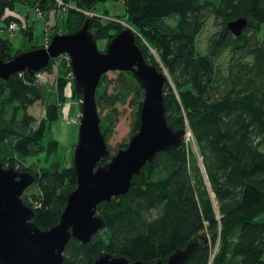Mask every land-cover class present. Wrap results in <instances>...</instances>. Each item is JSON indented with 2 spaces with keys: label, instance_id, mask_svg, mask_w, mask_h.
<instances>
[{
  "label": "trees",
  "instance_id": "obj_1",
  "mask_svg": "<svg viewBox=\"0 0 264 264\" xmlns=\"http://www.w3.org/2000/svg\"><path fill=\"white\" fill-rule=\"evenodd\" d=\"M105 1L117 0H0V60L22 51L12 53L9 38L1 35L9 23L20 25L29 40L33 37L18 5L40 11L45 21L50 12H60L62 29L54 23L48 41L54 33H73L86 23L92 38L105 40L106 47L125 22L145 59L166 75L162 91L168 126L189 128L194 144L182 137L178 146L157 152L133 175L125 194L99 203L103 227L86 243L70 237L63 264H93L102 252L165 262L189 241L196 249L182 264H264V0H122V15L105 8L96 13L97 4ZM238 17L246 25L236 36L227 22ZM209 19L215 31L201 53L197 37ZM223 55L225 68L216 63ZM57 59L40 72L51 73ZM64 67L59 66L55 102L48 101L50 92L34 74L22 71L0 79V162L34 175L21 199L34 209L32 221L40 229L58 222L77 183L72 159L64 163L52 135L66 87L73 98H82L73 78L66 77L70 66ZM115 74H103L95 92L108 149L97 165L127 145L119 143L114 151L107 143L118 121L117 104L131 97L136 105L130 137L139 127L143 89L130 71ZM36 101L45 112L40 119L28 112ZM40 155L45 164L27 163ZM30 187L36 191L27 193Z\"/></svg>",
  "mask_w": 264,
  "mask_h": 264
},
{
  "label": "water",
  "instance_id": "obj_2",
  "mask_svg": "<svg viewBox=\"0 0 264 264\" xmlns=\"http://www.w3.org/2000/svg\"><path fill=\"white\" fill-rule=\"evenodd\" d=\"M245 25L244 17L227 22L236 36ZM135 34L125 24L101 51L85 23L73 33H54L47 46L20 51L8 61L0 60V79H8L22 71L33 75L51 59L67 53L75 88L82 93L78 137L72 158L77 183L68 194L55 225L40 229L32 221L34 209L21 199L23 191L34 182V175L30 171L5 167L0 162V264H63V250L70 237L86 243L103 227L97 205L125 194L133 175L138 174L157 152L180 144L185 131H173L164 115L162 89L166 75L145 59L135 42ZM108 71H130L144 96L138 130L108 162L97 165L108 154V149L100 130L95 92L101 76ZM195 249L196 243L189 241L165 262L128 260L123 255L102 252L93 264H182Z\"/></svg>",
  "mask_w": 264,
  "mask_h": 264
},
{
  "label": "rangeland",
  "instance_id": "obj_3",
  "mask_svg": "<svg viewBox=\"0 0 264 264\" xmlns=\"http://www.w3.org/2000/svg\"><path fill=\"white\" fill-rule=\"evenodd\" d=\"M107 9L109 14L113 15H122L124 12V7L122 4V0H117L115 2L112 1H105V2H99L96 6V13L103 12V9ZM22 15L26 16L23 17V20H29L30 15L27 13H24L25 11H21ZM34 19L40 18L42 16H37L36 12L33 14ZM55 20L53 21L51 17H48L47 19L50 20V25L47 27L48 29H52L53 23H56L58 28L62 29V15H55ZM176 19V17H173ZM41 20H38L35 22V25L32 26L33 29V37L31 40H29L24 34L20 31L21 27L18 25L16 28H14L12 31L8 30V28L1 32V35L3 37L9 38L11 42V51L14 53L16 50H27L29 49L31 45H37L42 42L43 36L40 33V29L38 28L37 23H39ZM168 21L172 22L171 19H168ZM175 23V21H174ZM28 24V21H27ZM124 24H126L124 22ZM128 25V24H126ZM49 29V30H50ZM213 31H215V27L213 26L212 19H209L206 23V26L204 29L199 33L197 37V46L198 49L201 51V53L205 52V45L207 38L209 34H211ZM45 32V30H44ZM59 33V32H58ZM45 40L49 39V34H45ZM106 41L105 40H99L97 41V47L99 50H104ZM29 47V48H28ZM58 59L55 61L51 73L43 72L42 76L43 78L39 81V83L44 84L46 89L50 92V95L48 97L49 102H55L56 101V94H55V85H56V78L58 73L60 72L59 66L61 64H64L65 67L69 66L64 61L61 60V57H57ZM220 64L223 68H225L227 64V55L221 56L217 62ZM64 67V68H65ZM117 71H108L105 73L108 78H114L115 73ZM70 72L66 74V77L68 79L72 78L70 75ZM66 96L65 100L63 101V104L60 108V116L59 118L53 123L52 125V135L58 140L59 142V148L57 154L59 157L64 161L66 164H70L72 159V153H73V145L77 142L78 137V127L79 123L72 124L68 123V119L70 117H76V115L80 112V103L79 99L73 98L72 95V89L66 87ZM135 103L131 101V97L128 98V100L122 104H117L116 107L119 111L118 121L116 122L114 126V131L108 136L107 143L114 149H116L117 145L119 143H125L128 142L131 135V122L134 118L135 113ZM28 112L32 114L37 119H40L44 115V108L41 102L36 101L34 104L28 107ZM104 114V111L102 112L101 116ZM185 143H192L194 144V140L192 137L191 132L189 131V128H186L185 135H184ZM76 145V144H75ZM193 148H196L195 145H193ZM264 150V146L262 147ZM44 155H40L39 157H29L26 159L27 163L30 164L32 162H36L38 165L45 164L44 162ZM50 157V156H48ZM55 157V155H52L47 160L49 161ZM200 160V157H199ZM35 187H30L27 190V193L29 192H35Z\"/></svg>",
  "mask_w": 264,
  "mask_h": 264
},
{
  "label": "crops",
  "instance_id": "obj_4",
  "mask_svg": "<svg viewBox=\"0 0 264 264\" xmlns=\"http://www.w3.org/2000/svg\"><path fill=\"white\" fill-rule=\"evenodd\" d=\"M25 11V12H23V14L24 13H27L28 12V14L30 15V19L29 20H27L28 21V25H32V26H34L35 25V22L37 21V19L38 20H41L39 23H37V25H38V28L40 29L39 31H40V33H41V35L43 36V39H42V42L40 43V44H44L45 43V34H50L51 33V31L47 28V27H49V25H50V20H47V21H45L44 20V18L43 17H40V18H37V19H34V16H33V14H34V11L32 10V9H28L27 7H25V6H23V5H18L17 7H16V11H17V13H19L20 15H22L21 13V11ZM60 14V12L58 11V12H56V13H53V12H50V14H49V16L48 17H51V18H53L52 20L54 21L56 18H55V15L56 16H58ZM61 15V14H60ZM52 25H54V23L52 22ZM44 30H45V32H44ZM37 45H39V44H37ZM30 47V46H29ZM28 47V48H29Z\"/></svg>",
  "mask_w": 264,
  "mask_h": 264
},
{
  "label": "built area",
  "instance_id": "obj_5",
  "mask_svg": "<svg viewBox=\"0 0 264 264\" xmlns=\"http://www.w3.org/2000/svg\"><path fill=\"white\" fill-rule=\"evenodd\" d=\"M58 3H61V2L58 1ZM35 12H36L37 16H42L40 11L36 10ZM17 26H18V24L16 22L12 21L8 25V30L12 31ZM47 44H48V39L45 40V45H47ZM59 57H61V60L64 61L67 65L70 64V58H69L68 54L63 53ZM42 73L43 72H40V71L34 73V77H35L36 82H39L43 78ZM69 75L72 77V73L71 72H70ZM80 102H81V99H79V103ZM79 118H80V112L76 115V117H70L67 122L68 123H72V124H76V123L79 122Z\"/></svg>",
  "mask_w": 264,
  "mask_h": 264
}]
</instances>
